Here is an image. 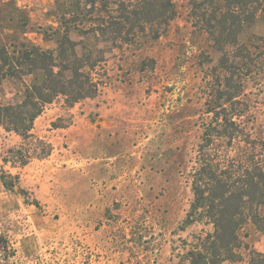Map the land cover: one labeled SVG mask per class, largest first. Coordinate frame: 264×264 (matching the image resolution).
<instances>
[{
	"label": "rangeland",
	"instance_id": "rangeland-1",
	"mask_svg": "<svg viewBox=\"0 0 264 264\" xmlns=\"http://www.w3.org/2000/svg\"><path fill=\"white\" fill-rule=\"evenodd\" d=\"M174 1L178 15L166 34L106 53L96 97L72 106L59 97L36 119L35 134L52 146L48 156L4 162L22 138L0 128V233L15 249L12 264H180L195 235L212 230L183 225L221 52L193 25V0ZM59 9L57 0H0V34L54 48L42 32L59 25ZM252 33L264 34L261 18L241 39ZM17 91L12 81L0 84V100ZM245 92L243 118L262 132L263 71L246 78ZM3 170L18 174L27 193L7 190ZM240 233L238 264H251L253 251L264 254V232L249 222Z\"/></svg>",
	"mask_w": 264,
	"mask_h": 264
},
{
	"label": "trees",
	"instance_id": "trees-1",
	"mask_svg": "<svg viewBox=\"0 0 264 264\" xmlns=\"http://www.w3.org/2000/svg\"><path fill=\"white\" fill-rule=\"evenodd\" d=\"M59 25L42 28L44 47L27 38L0 34V84L12 81L13 100H0V128L22 138L8 149L4 162L25 166L51 153L50 142L34 132L36 119L59 97L68 106L94 98L106 74V53L124 45L142 48L167 33L178 15L174 0H57ZM193 25L203 29L221 52L216 83L206 102V118L196 165L190 174L193 199L183 229L201 222L212 230L182 254L180 264H238L249 222L264 232V131L248 127L250 108L245 80L264 72V34H243L258 18L264 23V0H193ZM72 32L79 39L71 36ZM5 188L27 193L18 174L1 173ZM15 249L0 233V264H12ZM251 264H264L253 251Z\"/></svg>",
	"mask_w": 264,
	"mask_h": 264
}]
</instances>
